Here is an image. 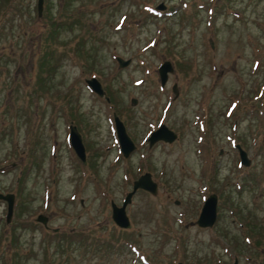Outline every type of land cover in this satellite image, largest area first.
<instances>
[{
  "label": "rangeland",
  "instance_id": "1",
  "mask_svg": "<svg viewBox=\"0 0 264 264\" xmlns=\"http://www.w3.org/2000/svg\"><path fill=\"white\" fill-rule=\"evenodd\" d=\"M112 113L135 145L126 157ZM161 123L177 139L149 146ZM263 136L264 0H42L39 14L0 0V193L14 195L8 222L0 200V264L264 263ZM145 172L155 194L138 189L116 227L109 202ZM210 194L216 221L198 227Z\"/></svg>",
  "mask_w": 264,
  "mask_h": 264
},
{
  "label": "water",
  "instance_id": "2",
  "mask_svg": "<svg viewBox=\"0 0 264 264\" xmlns=\"http://www.w3.org/2000/svg\"><path fill=\"white\" fill-rule=\"evenodd\" d=\"M41 2L42 0L36 1L37 14L40 13ZM115 60L117 61V64L119 67H124L129 62L128 60L126 61L122 60L120 57H116ZM171 71H172V68L168 61H164L162 62V64L158 66L157 74L159 77L160 86H163V84L166 81L167 73ZM85 83L98 96L104 95V92L101 89L99 82L94 77H90L89 79L85 80ZM172 92L174 93V95H176L175 86H173ZM105 99L107 100L106 97ZM132 102H134V99L132 100ZM113 123H114V129H115L117 142L119 145V150L122 156L126 157L134 149V145L132 141L130 140V138L128 137V135L126 134L123 124L116 117L115 114H113ZM68 138H69L70 146L72 147L75 155L81 160L82 163H84L85 162L84 147L82 145L80 135L76 131L75 126L73 125H69ZM175 138H176L175 133L169 130L165 125L161 124L155 130L150 132L147 138V143L149 146H151L157 141H163V142L170 143ZM262 141L264 144V136L262 138ZM236 147L238 149L240 163L243 164L244 166L248 165V159L245 155V152L242 151L239 148V146H236ZM137 189H142L152 195L155 194L156 184L155 182L151 180L150 174L148 172H145L139 175L135 180L132 181L131 190L125 194L124 199L121 202L120 206H116L112 201H110V207H111L110 217L116 226L120 228L129 227V221L125 214V206L127 203H129L131 195ZM0 200H3L6 203L5 222H8L11 216V212H12L13 194L12 193H5V194L0 193ZM215 208H216V196L214 194H210L203 201L200 207L199 213L197 215V218L195 220V224L198 227H210L215 220V216H216ZM35 220L42 223L45 226V223H46L45 216L38 214ZM176 264H183V263L178 262ZM233 264H236V260H234Z\"/></svg>",
  "mask_w": 264,
  "mask_h": 264
},
{
  "label": "trees",
  "instance_id": "3",
  "mask_svg": "<svg viewBox=\"0 0 264 264\" xmlns=\"http://www.w3.org/2000/svg\"><path fill=\"white\" fill-rule=\"evenodd\" d=\"M65 22L63 23V22H60L59 23V25H56V24H54V23H49V25H48V31H46L45 32V37L50 41V42H52V37H55L56 35L58 36V33H59V31L60 30H62L61 28L63 27V26H65ZM50 53V54H49ZM51 55V51H47L45 54H44V56H43V58L40 60V62H39V65L41 66V64H42V62L45 60V58H46V56L47 55ZM46 67V66H45ZM50 67H48V68H45L43 71H41V72H48V69H49ZM51 69V68H50ZM52 70V69H51ZM43 76H42V74H38V78H37V84L38 83H40V85H41V80H43ZM24 172V171H23ZM22 172V173H23ZM21 173V174H22Z\"/></svg>",
  "mask_w": 264,
  "mask_h": 264
},
{
  "label": "flooded vegetation",
  "instance_id": "4",
  "mask_svg": "<svg viewBox=\"0 0 264 264\" xmlns=\"http://www.w3.org/2000/svg\"><path fill=\"white\" fill-rule=\"evenodd\" d=\"M234 258H236V257H233V259H232V264H233ZM236 261H237V259H236ZM259 264H262V262H260Z\"/></svg>",
  "mask_w": 264,
  "mask_h": 264
}]
</instances>
